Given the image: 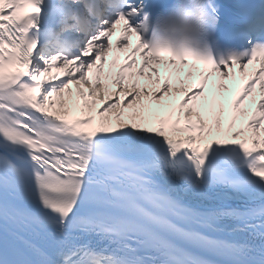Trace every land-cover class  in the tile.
Instances as JSON below:
<instances>
[{
	"label": "snow or ice",
	"instance_id": "1",
	"mask_svg": "<svg viewBox=\"0 0 264 264\" xmlns=\"http://www.w3.org/2000/svg\"><path fill=\"white\" fill-rule=\"evenodd\" d=\"M0 264H264V0H0Z\"/></svg>",
	"mask_w": 264,
	"mask_h": 264
},
{
	"label": "bare ground",
	"instance_id": "2",
	"mask_svg": "<svg viewBox=\"0 0 264 264\" xmlns=\"http://www.w3.org/2000/svg\"><path fill=\"white\" fill-rule=\"evenodd\" d=\"M74 87V86H73ZM174 87H175V85H174ZM243 137V136H242Z\"/></svg>",
	"mask_w": 264,
	"mask_h": 264
}]
</instances>
